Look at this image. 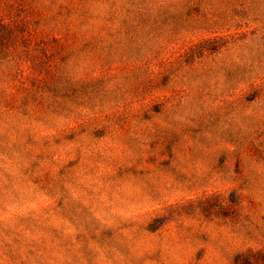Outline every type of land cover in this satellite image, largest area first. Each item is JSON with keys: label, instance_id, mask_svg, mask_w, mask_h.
Segmentation results:
<instances>
[{"label": "clouds", "instance_id": "obj_1", "mask_svg": "<svg viewBox=\"0 0 264 264\" xmlns=\"http://www.w3.org/2000/svg\"><path fill=\"white\" fill-rule=\"evenodd\" d=\"M176 4L118 0L125 32L93 45L96 0H0V25H28L0 41V264H191L198 248L230 264L234 247L264 249V0H213L226 30L178 38L153 15ZM45 35L61 47L37 76ZM34 80L50 99L22 109Z\"/></svg>", "mask_w": 264, "mask_h": 264}, {"label": "rangeland", "instance_id": "obj_2", "mask_svg": "<svg viewBox=\"0 0 264 264\" xmlns=\"http://www.w3.org/2000/svg\"><path fill=\"white\" fill-rule=\"evenodd\" d=\"M101 5L94 10V20L96 21L98 33L96 36L90 38V42L94 45L97 41H106L117 33H124V26L129 23L130 17L126 10H120L113 8L111 4L118 3V0H96ZM108 4V7L102 5ZM213 5V0H177L175 7L171 8H158L153 13L154 16L163 17L165 24L168 26L167 31L171 33L172 37L178 38L180 34L188 30H226L225 25L228 24L229 14L216 9ZM21 11H23L21 9ZM19 12L16 13L19 16ZM28 31V25L21 21L19 24H15L13 27L8 25H0V41L5 43L15 40L17 34H23ZM221 38H224L223 36ZM28 43H33L28 41ZM36 55L32 57V63L30 64L32 71L39 76L43 73L47 67V57L53 54L57 48L61 47L57 36L45 35L34 42ZM43 81H32V87L36 89L33 95L23 99L21 101V108L24 109L28 105L39 106L45 101L50 99V90L46 87L41 88ZM23 114V112H22ZM105 131L99 128L90 129L86 135V139L93 142H101L105 138ZM60 143L67 145L72 141L58 142L55 138L51 139L50 147L56 148ZM40 159V157H38ZM77 164V161H66L67 167H73ZM13 211L16 209L13 208ZM53 215L56 214L55 209H50ZM63 218V213L60 214ZM227 223V220H225ZM71 225V221H70ZM163 227V226H161ZM150 228H156V225L149 220H145L139 225V231L145 236H153L154 233L150 232ZM158 229L157 231H159ZM112 235L110 228H103L96 240L97 244L101 241L108 239ZM81 238L68 232V241L76 240L79 242ZM206 251L203 248H198L195 251L190 252L191 264H204L206 258ZM230 264H264V249L234 247L230 250L229 254Z\"/></svg>", "mask_w": 264, "mask_h": 264}]
</instances>
